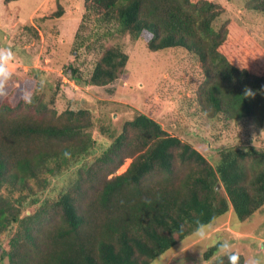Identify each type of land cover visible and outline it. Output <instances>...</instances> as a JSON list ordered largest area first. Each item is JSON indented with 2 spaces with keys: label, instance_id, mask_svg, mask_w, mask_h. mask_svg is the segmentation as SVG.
<instances>
[{
  "label": "trees",
  "instance_id": "1",
  "mask_svg": "<svg viewBox=\"0 0 264 264\" xmlns=\"http://www.w3.org/2000/svg\"><path fill=\"white\" fill-rule=\"evenodd\" d=\"M84 6L74 50L96 60L87 78L75 62L64 67L69 81L116 82L129 57L112 40L144 37L151 52L181 49L196 57L204 75L198 101L208 118L264 119V47L233 20L217 27L226 10L215 0H84ZM250 7L264 13V0ZM13 84L31 88L35 102L0 103V262L152 264L199 222L212 225L231 210L246 221L264 207V147L226 148L212 165L136 112L118 136L109 128L110 144L88 160L97 142L94 114L74 103L58 114L56 94L46 102L36 78ZM83 159L85 166L65 177ZM213 264H228L227 257Z\"/></svg>",
  "mask_w": 264,
  "mask_h": 264
},
{
  "label": "rangeland",
  "instance_id": "2",
  "mask_svg": "<svg viewBox=\"0 0 264 264\" xmlns=\"http://www.w3.org/2000/svg\"><path fill=\"white\" fill-rule=\"evenodd\" d=\"M215 1L226 10L217 27L233 20L264 47V13L251 9L252 0ZM84 11V0H21L8 5L0 0V46L11 47L15 53L13 81L36 78L46 102L56 94L58 114L70 103L94 114L97 142L88 160L110 144L108 129H113V137L118 136L136 112L146 114L170 135L192 144L212 165L226 148L264 147V119L206 116L198 101L204 75L196 57L184 50L151 52L144 37L137 41L114 38L112 43L120 44L129 57L120 79L106 87H91L63 77L64 67L73 62L85 78L93 70L95 55L74 50ZM55 14L61 16L52 18ZM85 163L86 159L77 162L65 177L76 174ZM130 163L128 160L118 174L124 173ZM67 178L65 181L73 177ZM225 240L243 258L264 255V207L246 221H240L231 210L210 225L206 240L190 235L152 264H213L225 255L217 250L212 259L206 260L205 254ZM0 264H10L9 259L5 257Z\"/></svg>",
  "mask_w": 264,
  "mask_h": 264
},
{
  "label": "clouds",
  "instance_id": "3",
  "mask_svg": "<svg viewBox=\"0 0 264 264\" xmlns=\"http://www.w3.org/2000/svg\"><path fill=\"white\" fill-rule=\"evenodd\" d=\"M15 59L16 56L11 47L0 46V103L14 100L26 106L32 105L35 102L33 90L28 87L14 86L13 84L11 65ZM246 95L251 96V91H246ZM209 228L210 224L199 222L192 235L196 239L206 240ZM218 251L227 257L228 264H241L240 255L233 251L231 242L227 240L220 242ZM181 264H183V261ZM243 264H264V255L246 256Z\"/></svg>",
  "mask_w": 264,
  "mask_h": 264
},
{
  "label": "water",
  "instance_id": "4",
  "mask_svg": "<svg viewBox=\"0 0 264 264\" xmlns=\"http://www.w3.org/2000/svg\"><path fill=\"white\" fill-rule=\"evenodd\" d=\"M217 189L220 190V186H218Z\"/></svg>",
  "mask_w": 264,
  "mask_h": 264
}]
</instances>
